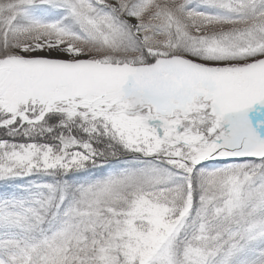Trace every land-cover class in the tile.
<instances>
[{"label":"snow or ice","instance_id":"6c2138e0","mask_svg":"<svg viewBox=\"0 0 264 264\" xmlns=\"http://www.w3.org/2000/svg\"><path fill=\"white\" fill-rule=\"evenodd\" d=\"M0 264H264V0H0Z\"/></svg>","mask_w":264,"mask_h":264},{"label":"trees","instance_id":"16d2710c","mask_svg":"<svg viewBox=\"0 0 264 264\" xmlns=\"http://www.w3.org/2000/svg\"><path fill=\"white\" fill-rule=\"evenodd\" d=\"M0 136H3V133L2 132H0Z\"/></svg>","mask_w":264,"mask_h":264}]
</instances>
